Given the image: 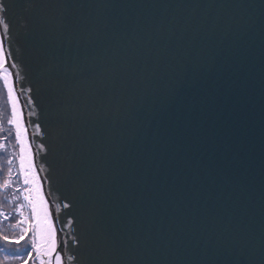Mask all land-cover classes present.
Segmentation results:
<instances>
[{"label": "water", "instance_id": "95a60500", "mask_svg": "<svg viewBox=\"0 0 264 264\" xmlns=\"http://www.w3.org/2000/svg\"><path fill=\"white\" fill-rule=\"evenodd\" d=\"M13 5L34 160L87 264H264V0Z\"/></svg>", "mask_w": 264, "mask_h": 264}, {"label": "snow or ice", "instance_id": "6c2138e0", "mask_svg": "<svg viewBox=\"0 0 264 264\" xmlns=\"http://www.w3.org/2000/svg\"><path fill=\"white\" fill-rule=\"evenodd\" d=\"M13 6V0H0V80L3 81L6 89L7 103L11 110L7 124L14 130L15 144L19 148L18 153H12L19 163L16 173L19 183L15 187V192L19 195H13L11 198L5 196L0 202V218H2L0 225L11 221L13 214L20 218L8 226L18 231L8 234L5 228L0 227V264H87L84 251L87 243L86 236L83 233L61 234L62 230L57 227L58 218H53L52 207L45 197L41 178L38 175L24 114L14 88V73L10 70L18 67L13 62L14 53L11 51L14 26L11 16ZM15 75L19 76V73ZM27 103L32 105V99L29 98ZM30 114L36 115L35 112ZM35 128L39 133L40 125L37 124ZM2 130L3 120L0 116V131ZM9 134L11 135V132ZM39 147L41 151L45 150L44 145L41 144ZM0 151H7L6 144L3 142H0ZM7 164L12 165L13 159H8ZM13 176V168L8 167L7 175L0 183V193L7 192L13 187ZM21 200L22 202L17 203ZM7 203L13 205L11 213L4 209L3 205ZM73 206L71 203H63L64 209ZM25 208L29 210L28 215L25 214ZM56 210H60L59 204L56 205ZM75 223L74 218H69L64 227L73 226ZM65 236L68 238L65 239Z\"/></svg>", "mask_w": 264, "mask_h": 264}, {"label": "trees", "instance_id": "16d2710c", "mask_svg": "<svg viewBox=\"0 0 264 264\" xmlns=\"http://www.w3.org/2000/svg\"><path fill=\"white\" fill-rule=\"evenodd\" d=\"M10 112H11L10 105H8L7 103L6 89L4 88L3 81L0 80V116H2V120H3V130L0 131V142L5 143L7 147V151H0V183H2L3 179L7 175L8 167H12L14 173L13 187L10 188L7 192L0 193V202L3 201V198L5 196L11 198L13 195H19V193L15 192L16 184L19 183L18 176L16 175V173L18 172L19 163H18V159L12 156V153L14 152L18 153L19 148L15 144L14 130L11 128L10 125L7 124V119L10 117ZM10 132L11 135L9 134ZM10 158L13 159L12 165L7 164V160ZM20 202H22V200L18 201L17 203ZM3 206L5 211L9 213L12 212L13 205L11 203L4 204ZM24 211L26 215L29 214V210L27 208H25ZM19 218L20 217L18 215L13 214V219L11 221L3 222V224L0 225V227L5 228L8 234H11L13 231H18V230H12L8 226L11 223H15V221ZM0 220H2V218H0Z\"/></svg>", "mask_w": 264, "mask_h": 264}, {"label": "bare ground", "instance_id": "6f19581e", "mask_svg": "<svg viewBox=\"0 0 264 264\" xmlns=\"http://www.w3.org/2000/svg\"><path fill=\"white\" fill-rule=\"evenodd\" d=\"M14 78V77H13ZM13 83H14V87H15V90H16V94L18 95V90H17V87H16V84H15V80L13 81ZM39 175V174H38ZM40 176V175H39ZM40 178H41V176H40ZM41 184H42V187H43V191H44V194H45V197H46V199L48 200V202H49V204L51 205V203H50V199H49V197H48V194H47V191H46V188H45V185H44V182H43V180H42V178H41ZM52 207V206H51ZM52 210H53V207H52ZM53 218L55 219V216H54V212H53ZM57 227H58V225H57ZM59 229V228H58Z\"/></svg>", "mask_w": 264, "mask_h": 264}, {"label": "rangeland", "instance_id": "374dc122", "mask_svg": "<svg viewBox=\"0 0 264 264\" xmlns=\"http://www.w3.org/2000/svg\"><path fill=\"white\" fill-rule=\"evenodd\" d=\"M11 70V69H10ZM12 71V70H11ZM13 81H14V78H13ZM15 88V87H14ZM16 91V90H15Z\"/></svg>", "mask_w": 264, "mask_h": 264}]
</instances>
